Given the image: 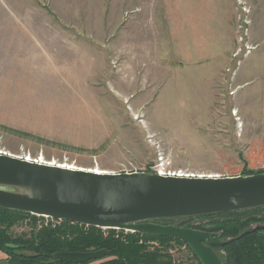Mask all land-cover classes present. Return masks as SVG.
<instances>
[{
	"label": "rangeland",
	"instance_id": "1",
	"mask_svg": "<svg viewBox=\"0 0 264 264\" xmlns=\"http://www.w3.org/2000/svg\"><path fill=\"white\" fill-rule=\"evenodd\" d=\"M0 150L116 173H155L161 160L195 175L264 173V0H0ZM229 218L142 223L203 230L213 246ZM58 224L30 214L9 232ZM140 243L199 264L180 240Z\"/></svg>",
	"mask_w": 264,
	"mask_h": 264
},
{
	"label": "water",
	"instance_id": "2",
	"mask_svg": "<svg viewBox=\"0 0 264 264\" xmlns=\"http://www.w3.org/2000/svg\"><path fill=\"white\" fill-rule=\"evenodd\" d=\"M259 206H264V173L219 178L145 172L98 174L0 153V207L88 226L171 237L189 245L202 264H223L213 246L205 243L209 232L142 222ZM262 229L264 225L255 228ZM104 254L66 252L58 256L73 260Z\"/></svg>",
	"mask_w": 264,
	"mask_h": 264
},
{
	"label": "trees",
	"instance_id": "3",
	"mask_svg": "<svg viewBox=\"0 0 264 264\" xmlns=\"http://www.w3.org/2000/svg\"><path fill=\"white\" fill-rule=\"evenodd\" d=\"M256 208H261V206ZM251 210L253 209L198 215L207 218L230 216L227 220H231V225L223 232L227 240L222 244L213 245L217 253L218 250L225 252L224 259H221L223 264H264V229L255 230L257 226L264 225V217L245 214ZM30 214L0 207V250L6 253V264H90L108 256L116 258L98 264H173L171 258L160 257L163 255L157 250L149 251L140 241L143 238L162 240L174 238L149 235L138 231L115 235V229H108V234H104L101 227L59 220L58 225L43 226L37 231H32L30 235L12 236L9 226ZM253 224L256 226L252 227ZM243 233L246 234L242 236ZM94 251H105L106 254L99 258L73 260L58 256L66 252ZM198 263L202 264L199 259Z\"/></svg>",
	"mask_w": 264,
	"mask_h": 264
},
{
	"label": "bare ground",
	"instance_id": "4",
	"mask_svg": "<svg viewBox=\"0 0 264 264\" xmlns=\"http://www.w3.org/2000/svg\"><path fill=\"white\" fill-rule=\"evenodd\" d=\"M2 153H5L6 155H10V156H14V157H18V158H21V156H18V155H14L12 153H8V152H5V151H1ZM28 159H31L30 157H28ZM45 164L47 165H54V166H59V167H63V168H68V169H74V170H82V171H90V172H95V173H98V174H113V173H116L115 171H108V170H104L102 168H99V167H96V168H84V167H78V166H75V165H69V164H57V163H54V162H45L43 161ZM178 172H182V170H177ZM184 174H186L185 172H182ZM189 175L191 176H199V177H220L219 175H195V174H190Z\"/></svg>",
	"mask_w": 264,
	"mask_h": 264
},
{
	"label": "built area",
	"instance_id": "5",
	"mask_svg": "<svg viewBox=\"0 0 264 264\" xmlns=\"http://www.w3.org/2000/svg\"><path fill=\"white\" fill-rule=\"evenodd\" d=\"M250 48H248L249 50ZM2 150H0V153L1 154H5V153H2L1 152ZM21 158H25L29 161H33V162H38V163H44L43 160L41 159H28V157H21ZM163 160H161L160 164H159V168H157L155 170V173L157 174H160V175H163V176H177V177H199V176H190L189 173H182V172H178L177 170H170V169H167V167L165 166V164L162 162ZM220 176V175H219ZM220 177H223V176H220ZM216 178H219V177H216ZM46 218H51V217H47V216H44ZM53 220H56L57 222L60 220V219H54V218H51ZM103 228V227H101ZM103 229H119V228H103Z\"/></svg>",
	"mask_w": 264,
	"mask_h": 264
}]
</instances>
